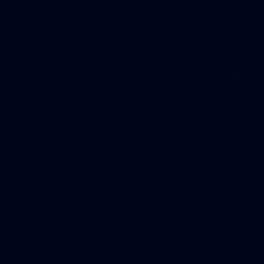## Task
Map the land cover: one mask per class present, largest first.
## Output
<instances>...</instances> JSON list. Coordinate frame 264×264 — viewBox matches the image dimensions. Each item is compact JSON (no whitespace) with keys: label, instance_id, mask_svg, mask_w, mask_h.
<instances>
[{"label":"water","instance_id":"1","mask_svg":"<svg viewBox=\"0 0 264 264\" xmlns=\"http://www.w3.org/2000/svg\"><path fill=\"white\" fill-rule=\"evenodd\" d=\"M0 264H264L258 0H0Z\"/></svg>","mask_w":264,"mask_h":264}]
</instances>
